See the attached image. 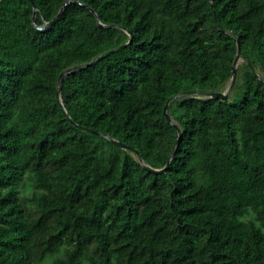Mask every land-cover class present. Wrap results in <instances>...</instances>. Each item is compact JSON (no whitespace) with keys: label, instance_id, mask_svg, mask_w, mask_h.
Wrapping results in <instances>:
<instances>
[{"label":"trees","instance_id":"16d2710c","mask_svg":"<svg viewBox=\"0 0 264 264\" xmlns=\"http://www.w3.org/2000/svg\"><path fill=\"white\" fill-rule=\"evenodd\" d=\"M34 1H0V264H264V0Z\"/></svg>","mask_w":264,"mask_h":264},{"label":"water","instance_id":"95a60500","mask_svg":"<svg viewBox=\"0 0 264 264\" xmlns=\"http://www.w3.org/2000/svg\"><path fill=\"white\" fill-rule=\"evenodd\" d=\"M0 1H1V0H0ZM31 1H32V3H33V6H34L33 22H34V24H35V23H36L37 6H36L34 0H31ZM70 2H71V1H67V2L63 5V7L60 9V11H59V13L57 14V16H56L55 18H53L50 22L46 23V24H45L43 27H41V28H46V27H49V26L55 24V23L58 21V19L60 18L62 12L64 11V9H65V7H66V5H67L68 3H70ZM92 10H93V9H92ZM93 11H94V10H93ZM94 12H95V11H94ZM96 15H97V14H96ZM215 21H216V23H218V20H217V16H216V15H215ZM99 24H100V26H104L103 23H101V22H99ZM128 34L131 35V39H130L127 43L122 44V45H120V46H118V47H116V48H114V49H112V50H109L108 52L102 54L101 56H99V57L95 58L94 60H92L91 62H89V63H88L86 66H84L83 68H86V67H88V66H90V65H92V64H94V63H96L99 59L104 58L105 56L110 55V54L114 53L115 51H117V50H119V49H122V48L126 47L130 42H132V33H131L130 31H128ZM237 45H238V47H240V42H239V40H238V42H237ZM241 60H243V59H242L240 53H238L237 56L235 57V60H234V62H233V65H232V76H231L230 86H229V88L226 89L225 91H213V92H210V91H204V90H201V89H195V90H188V91H186V92H184V93H182V94H179V95H176V96H173V97L169 98L168 101L166 102L165 107H164V113H165L166 117L168 118V120H169V121H173L171 115H170L169 112H168V108H169L170 103H171L172 101L176 100V99H179V98L184 97L185 95H187V94H189V93H197V94H199V95H202V96H209V97H212V98H221V99L224 100V101L228 100V98H229V96H230V94H231V91H232V89H233V86H234V84H235V81H236L237 71H238V65H239V62H240ZM79 69H80L79 67H75V68H70V69H68V70H66V71H64V72H62L61 75H60V77H59L58 91H57L58 99H59V101H60V103H61V105H62V107H63V110H64L65 114L67 115V117L69 118V120H70L72 123H74V124H76L75 121L69 116L68 112H67L66 109L64 108V105H63V102H62V98H61V91H62L63 81H64L66 75L69 74V73H71V72L77 71V70H79ZM79 127H80V128H83L84 130H88V131H90V132L98 133L97 131H95V130H93V129H90V128H87V127H82V126H79ZM179 131H180V130H179ZM181 136H182V134H181V132H180V133H179V136H178V139H177V141H176L175 147H178V145H179V143H180ZM113 141H114L116 144L120 145V146L127 147L125 144H123L122 142H120V141H118V140H116V139H113ZM174 153H175V151H173L172 155H174ZM172 155H171V157H172ZM138 156H139V159H140L141 162H142V158H141V156H140V155H138ZM170 162H171V159L168 161L167 165H166L165 167H163V168H153V167H151V166H149V165H145V166H146V168H147L148 170H150V171H153V172H156V173H162V172L165 171L166 167L170 164Z\"/></svg>","mask_w":264,"mask_h":264},{"label":"rangeland","instance_id":"374dc122","mask_svg":"<svg viewBox=\"0 0 264 264\" xmlns=\"http://www.w3.org/2000/svg\"><path fill=\"white\" fill-rule=\"evenodd\" d=\"M243 67H244V66H243V60H241V61L239 62V65H238V70H239L240 72H242L243 69H244ZM240 80H241V79H240ZM230 82H231V81H230ZM230 82L227 84L225 90L229 88V86H230ZM233 94H234V87H233V89H232L230 95L233 96ZM53 259H55L54 256H49V257H48L43 263H41V264H53ZM84 264H88V263L84 262Z\"/></svg>","mask_w":264,"mask_h":264},{"label":"clouds","instance_id":"9594fccd","mask_svg":"<svg viewBox=\"0 0 264 264\" xmlns=\"http://www.w3.org/2000/svg\"><path fill=\"white\" fill-rule=\"evenodd\" d=\"M259 226V225H258Z\"/></svg>","mask_w":264,"mask_h":264}]
</instances>
